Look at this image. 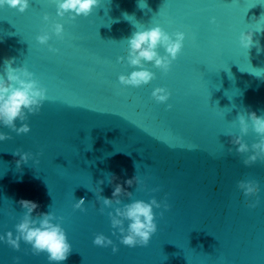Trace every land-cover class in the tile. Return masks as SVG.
Instances as JSON below:
<instances>
[{"label":"water","instance_id":"water-1","mask_svg":"<svg viewBox=\"0 0 264 264\" xmlns=\"http://www.w3.org/2000/svg\"><path fill=\"white\" fill-rule=\"evenodd\" d=\"M56 7L57 0H29L24 12L0 7V75L11 60L47 89L40 111L16 121L28 123V133L0 124L11 137L0 141V235L15 237L26 211L19 202L31 200L39 205L34 217L63 218L53 223L71 250L50 262L23 240L18 250L0 241V264H264V161L246 166L251 151L238 153L228 135L240 134L239 114L264 115V0H100L75 19ZM53 23L63 25V39ZM157 25L185 33L180 53L167 73L146 62L155 73L148 84L122 85L119 76L133 70L127 39ZM45 31L50 39L41 44ZM246 31L259 52L255 43L241 45ZM158 86L171 92L164 103L151 95ZM248 123L242 138L251 147L258 136ZM17 148L32 154L26 163L17 164ZM134 175L146 187L125 183ZM240 180H255L259 191L245 196ZM116 183L131 197L112 206L97 201V185L111 198ZM81 197L84 210L74 207ZM152 197L161 202L153 207L157 231L146 246L122 244L108 213ZM98 233L118 250L95 245Z\"/></svg>","mask_w":264,"mask_h":264},{"label":"clouds","instance_id":"clouds-1","mask_svg":"<svg viewBox=\"0 0 264 264\" xmlns=\"http://www.w3.org/2000/svg\"><path fill=\"white\" fill-rule=\"evenodd\" d=\"M100 0H57V15L63 17L68 14L72 19L78 16H88L93 8L99 5ZM9 6L16 8L20 12H24L29 7V0H0V7ZM49 19L45 14L44 20ZM215 22V18H212ZM52 32L60 39H63V25L60 23H53ZM174 37V38H173ZM39 43L46 44L50 39L49 32L45 31L36 38ZM185 33L182 31H175L169 34L159 25L147 28L144 30L135 31L127 39L126 62L133 67L130 74H121L119 82L122 85H130L133 87H140L148 84L155 77V73L150 71L144 65L150 62L154 67L167 73L170 70L172 62L177 58L183 47ZM241 45L250 49L254 43L257 51H260L259 42L253 41V31L242 32L239 37ZM52 51H58L53 49ZM163 47L165 54L161 55L158 48ZM118 60L123 62L124 56L118 57ZM262 70V69H258ZM255 74V73H254ZM256 75V74H255ZM257 76V75H256ZM259 77V76H258ZM47 89L43 87L40 82L34 78V74L25 66L13 67L12 61L5 62L4 74L0 75V124L14 130L17 134L28 133L30 126L28 123H21L17 126L16 121H25L29 113L35 114L40 111L43 102L47 99ZM152 97L160 103L166 102L171 92L165 87H155L151 93ZM171 108V105H168ZM238 115L240 134L234 135L231 132L228 135L231 137L230 143L238 145L236 151L238 153H249L243 163L248 166L255 163L258 159L264 161V115L258 116L254 111L247 115ZM251 121V128L257 134L258 140L254 142L251 147L243 140V135L249 131V123ZM11 139L9 134L0 132V141ZM229 152L231 148L228 149ZM14 155H18L20 160L17 161L19 165L21 162H27L32 155L22 149L17 148ZM116 176H110L109 183L114 181ZM103 181H99L102 184ZM125 183L129 186L134 183L137 185H144V182L138 175L127 179ZM238 187L243 191L245 196H254L259 191L258 182L255 180H240ZM157 189H150L156 191ZM102 188L97 185L96 199L102 201L103 205L112 206L113 202L116 205L121 204V196L131 197L132 192L127 191L121 184L116 183L112 192V197H104L101 195ZM21 206L26 209L22 219L15 225L16 235L13 236L12 231H8L6 236L0 235V241H6L8 245L14 249L20 248V241L31 245L33 254H40L46 252L47 258L50 262H60L67 259L71 250V244L67 239L66 232L60 223H53L57 218L52 212L38 213L35 217L33 212L39 207L38 203L31 200L22 199L19 202ZM246 204L250 207H255L256 203L246 200ZM84 198L81 197L75 203L74 207L84 210L82 205ZM160 208L161 202L155 197H152L149 202L144 200H134L130 203L123 204L122 207H115L114 214L109 212L111 217V224L113 229L118 228L123 235L120 237L122 244L133 247L136 245L146 246L153 233L157 231V223L155 221V213L153 207ZM167 209L169 205L163 204ZM104 211L103 208L100 209ZM163 215V213H161ZM128 221L127 228L124 227V222ZM93 243L97 246L107 247L112 245L113 252L118 249L113 244V241L105 236L103 233L95 235ZM19 260V258H16Z\"/></svg>","mask_w":264,"mask_h":264}]
</instances>
